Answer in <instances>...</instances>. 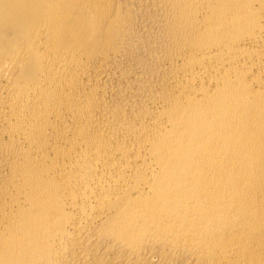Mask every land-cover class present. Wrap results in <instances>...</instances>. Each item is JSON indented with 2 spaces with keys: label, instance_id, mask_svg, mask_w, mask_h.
Listing matches in <instances>:
<instances>
[{
  "label": "bare ground",
  "instance_id": "bare-ground-1",
  "mask_svg": "<svg viewBox=\"0 0 264 264\" xmlns=\"http://www.w3.org/2000/svg\"><path fill=\"white\" fill-rule=\"evenodd\" d=\"M0 264H264V0H0Z\"/></svg>",
  "mask_w": 264,
  "mask_h": 264
}]
</instances>
